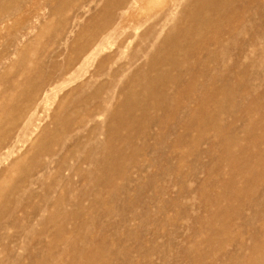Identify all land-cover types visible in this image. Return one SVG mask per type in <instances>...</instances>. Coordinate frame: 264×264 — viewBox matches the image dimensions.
I'll return each mask as SVG.
<instances>
[{
	"label": "rangeland",
	"instance_id": "rangeland-1",
	"mask_svg": "<svg viewBox=\"0 0 264 264\" xmlns=\"http://www.w3.org/2000/svg\"><path fill=\"white\" fill-rule=\"evenodd\" d=\"M111 1L0 0V100L12 85L19 106L33 95L20 121L0 125V264H260L264 30L252 42L245 21L259 17L264 0H235L222 30L214 22L216 36L183 42L194 54H179V72L163 67L150 92L123 87L155 77L147 66L160 40L150 32L176 21L183 31V8L210 0H126L92 34ZM237 32L241 41H232ZM231 67L245 85L225 80ZM132 96L141 105L124 116ZM46 128L68 141L49 157L37 143ZM247 161L256 167L244 170Z\"/></svg>",
	"mask_w": 264,
	"mask_h": 264
},
{
	"label": "bare ground",
	"instance_id": "bare-ground-1",
	"mask_svg": "<svg viewBox=\"0 0 264 264\" xmlns=\"http://www.w3.org/2000/svg\"><path fill=\"white\" fill-rule=\"evenodd\" d=\"M66 1V3L67 4H69L70 3V1H72V0H65ZM207 1V0H206ZM126 2V0H112L111 1V4H109L108 3V5H110V8H108V10H106V12H105V14H104V18L102 19L103 20V22H102V20L100 21V24H99V22H98V24H96L95 26H91L92 27V34H95V33H97L98 31H100L101 29H103L106 25L108 26V24L111 22V20H113V17H114V8L115 9H119V7H122V5L124 4ZM208 2H209V0H208ZM64 3V2H63ZM72 3V2H71ZM62 4V3H61ZM237 4V3H236ZM134 5H136V4H134ZM162 5H165V3L164 4H162ZM161 5V6H162ZM231 5H235V0H229V2L228 3H225L223 0H210V6L209 7H196V8H194V7H192V8H183V10H182V13L186 16V18H187V27L185 28V29H183V31H179L178 30V27H179V25L181 24L180 23V21H176L170 28L168 27V29L165 31V32H163V31H160V32H156V31H154L153 30V32L151 33L150 32V34H152V36L153 35H156L155 37H153L155 40H160V44H158V46L156 47V50H155V52H154V54H153V56L151 57V62H150V64L147 66V70H148V72H152V73H154L155 74V77H153V79H148L147 81H146V83L145 82H143L141 79L138 81L137 80V82H136V84H134V82H131L130 84H128L127 86L125 85V86H123V87H126L125 89H127V87H129V89L130 88H132V86H137V84H138V86H140V85H144V86H147V87H144V89H146V91L147 92H150L149 90H151V88H152V86H156L157 84H159V83H161V81H162V78H163V76H164V71H162V68L163 67H172V69L174 68V69H179V64H178V58H180V53L182 52V53H185V56H186V58L187 57H192V55L194 54V52H193V54H192V50L191 49H189L188 48V50L186 51V49L185 48H183V45H182V43L183 42H188V41H191V40H196V41H202V40H204V42H205V39L206 38H210V37H212L211 35H215L216 36V34H217V31H219L221 28L220 27H222L223 26V24H225V22L227 21V19H224L225 18V16H224V13H225V11L227 10V9H229V7H231ZM188 6V5H187ZM203 6V5H202ZM205 6V5H204ZM186 7V6H185ZM235 9V8H234ZM238 9V8H237ZM110 10V11H109ZM241 10V9H240ZM240 10H238V11H240ZM105 11V10H104ZM208 12V14L210 13L211 14V16H205L204 15V13L205 12ZM228 11H230V10H228ZM234 11H236V13H237V10L235 9ZM255 11V10H254ZM253 11V12H254ZM103 12V11H102ZM252 12V13H253ZM235 13V14H236ZM255 14H257L259 17L257 18V19H254V18H250V19H248V20H246V18L245 19H243L247 24L246 25H248V29H249V31H248V29H247V32H248V36L250 37V39H252V42H256V40H258V38H260L261 37V32L260 31H258L257 30V28L258 27H260V28H262L263 30H264V7L263 8H261L260 10H259V12H254ZM253 13V14H254ZM234 14V15H235ZM253 14H252V16H253ZM166 15H168V14H166ZM238 15H240V14H238ZM165 16V15H164ZM163 16V17H164ZM167 17V16H166ZM234 17V16H233ZM239 17V16H238ZM239 19H241V18H239ZM163 21V20H162ZM166 21V20H165ZM237 21V20H236ZM160 22V21H159ZM214 22H218L219 24H218V26H217V31L215 30V28L214 29H212V24L214 23ZM239 22V21H238ZM245 22H244V25H245ZM243 23V22H242ZM217 24V23H216ZM238 25H241V24H238ZM247 27V26H246ZM150 28V27H149ZM148 28V29H149ZM224 29V28H223ZM238 29V28H237ZM240 29V28H239ZM238 29V30H239ZM90 30V29H89ZM149 30H152V28H150ZM178 30V31H177ZM222 30V29H221ZM236 30V29H235ZM234 30V31H235ZM241 30V29H240ZM245 30V29H244ZM242 31V32H245V31ZM237 31V30H236ZM113 32V31H112ZM222 32V31H221ZM220 32V33H221ZM263 32V31H262ZM235 33V32H234ZM246 33V32H245ZM98 34V33H97ZM150 34H147V33H145L144 35H143V37H142V42H144V41H147L148 40V38L151 36ZM244 34V33H243ZM150 35V36H149ZM228 35V34H227ZM241 34H239L238 32L236 33V35H232L230 38L232 39V41L233 40H236V41H241V36H240ZM93 36V35H92ZM90 37V39L91 38H93V37ZM87 39V38H86ZM85 39V40H86ZM89 40V39H88ZM87 42V41H86ZM203 42V41H202ZM205 44V43H204ZM197 45H198V43H197ZM244 45V44H243ZM203 46V45H202ZM77 47H79V46H77ZM87 47V46H86ZM75 48V47H74ZM83 48H85V47H83ZM203 48V47H202ZM76 49V48H75ZM200 49V48H199ZM217 49V48H216ZM260 49V48H259ZM32 50V49H31ZM77 50L79 51V49L77 48ZM201 50V49H200ZM204 50V49H203ZM74 51V50H73ZM216 51V50H215ZM80 52V51H79ZM74 53H76V52H74ZM214 53V52H213ZM224 53H226V52H224ZM244 53V51L243 50H240L239 52H238V55H240V54H243ZM263 53H264V51H263ZM32 54V53H31ZM77 54V53H76ZM217 54H211V55H209V58L211 59V60H213V58L216 56ZM261 55V54H260ZM75 57V56H74ZM194 57V56H193ZM186 60H188V59H186ZM190 60V59H189ZM182 64V63H181ZM180 64V65H181ZM19 65H20V63H19ZM24 65V64H23ZM202 65V64H201ZM236 65V64H235ZM189 66V65H188ZM196 67H198L197 65H195ZM234 66V65H233ZM190 67V66H189ZM195 67V68H196ZM252 68H253V65L252 64H249L248 66H246V67H244L243 69H244V71L243 72H246L247 73V71H250V70H252ZM144 68L143 67H141L140 68V70L142 71ZM176 69V70H177ZM180 69H181V66H180ZM190 69H191V67H190ZM194 69V68H193ZM199 69V68H198ZM175 70V71H176ZM186 70H188V68L186 69ZM195 70H197V69H195ZM232 70H233V67H231V68H229L228 69V74L225 76V80L227 79H232V78H235L236 79V82H237V84L236 85H238V86H242V85H245L246 84V79L244 80V77H245V74L242 72L240 75H238V76H234V74H232ZM140 71V72H141ZM178 71V70H177ZM190 71V70H189ZM179 72V71H178ZM186 72V71H185ZM264 72V67H262L261 69H260V73H262V74H264L263 73ZM19 73H20V71H19ZM140 74V73H139ZM23 75H26V73L24 72V71H22V73H20V76L22 77ZM141 75V74H140ZM146 76V75H145ZM140 78V77H139ZM133 79V78H132ZM213 79V78H212ZM28 80V79H27ZM215 80H216V78H215ZM29 81V80H28ZM134 81H135V79H134ZM248 81V80H247ZM249 81H250V79H249ZM257 81V77H255L254 78V80H252V84H251V86H249L250 87V93H252L254 96L256 95V87L257 86H259V84L258 85H256V86H254L253 85V83L254 82H256ZM27 82V81H26ZM235 82V83H236ZM28 83V82H27ZM211 84H213V81H208V85H211ZM29 85V84H28ZM115 85V84H114ZM19 86L20 85H12L11 86V88L9 89V92H11V93H9V95H8V97H3V98H5L4 100H0V125H4L5 124V122H3L4 121V119H6V118H8V119H10L11 120V122L12 123H15V122H17V121H20V117H22V113L23 112H25L26 110H27V108H28V106H30L31 104H32V100H33V95H28V96H26L27 98V100L25 101V103L22 105H20L19 106V102H18V99H17V97H18V95H19V93H18V90H19ZM237 86V87H238ZM263 85H262V83H261V85L259 86V87H262ZM112 88V87H111ZM114 88H116V87H114ZM246 88H247V86H246ZM123 89V88H122ZM245 89V88H244ZM257 96V95H256ZM128 100H130V101H127V102H125L124 103V107L125 108H129L128 110H125L124 111V116H129V115H131V110H132V108H136V106H140L141 104L140 103H138L134 98H133V96L132 97H130V99H128ZM208 103V101H206V100H204L203 101V103H202V105H201V107L203 108L204 106H206V104ZM12 104H15L14 106V109H11V110H9L8 111V109L11 107V105ZM161 106V104H155V106H154V108L155 109H158L159 107ZM6 109V110H5ZM36 111V107H34V108H32L31 109V112H35ZM37 112V111H36ZM202 114H204V113H202ZM201 114V115H202ZM198 115H200V114H198ZM200 115V116H201ZM199 116V117H200ZM203 116V115H202ZM201 116V117H202ZM111 117V116H110ZM263 118H264V115L262 116ZM27 118L28 117H26V120H27ZM116 118V117H115ZM115 118H114V120H115ZM207 119V117H206V114H205V117H204V120L202 119V121H205ZM3 120V121H2ZM56 119H54V121H55ZM53 121V122H54ZM62 121V120H61ZM63 121H65V120H63ZM62 121V122H63ZM52 122V123H53ZM56 122V121H55ZM54 122V123H55ZM59 122V121H58ZM9 123V122H8ZM10 124V126H9V129L11 128V123H9ZM69 122L67 121V123L65 122V124H64V126H65V130H70V129H68V128H70L69 127ZM54 125V124H53ZM56 126V125H55ZM202 126V125H201ZM0 127H2V126H0ZM203 127H205V126H203ZM49 129V128H48ZM48 129L46 128L44 131H41V136H40V138L38 139V141H37V143L39 142H42L41 144H43V143H45L46 145H47V147H46V152H47V154H46V156H50V155H52L53 154V148L54 147H56V146H60V147H65L66 146V144L68 143V141H66V140H64V141H62L60 144H59V142H56V140H55V138L52 136V137H49V135H50V132H48ZM50 130V129H49ZM64 130V131H65ZM202 131H204L203 130V128H202ZM9 132V130L6 132V133H8ZM65 133H67V132H65ZM117 133V132H116ZM115 133V134H116ZM9 134V133H8ZM6 135V134H5ZM3 138V137H2ZM1 140L2 139H0V142H1ZM36 144V143H35ZM260 145H264V138L262 137V139L260 140V143H259ZM38 146V145H37ZM34 147V146H33ZM32 147V148H33ZM36 148H38V147H36ZM105 148V147H104ZM104 148H102V152H103V155H106V153H107V156H108V152L109 151H107L106 150V148H105V150H104ZM90 150V148L87 150V153L89 154H91V151H89ZM119 151V150H118ZM121 153V151H119V154ZM109 155H110V153H109ZM106 156V157H107ZM52 157V156H51ZM105 157V158H106ZM258 158H259V161H258V163H257V165H260V166H262V167H264V150H263V152L261 153V155L260 156H258ZM22 160V159H21ZM108 161H110L109 159H107ZM86 163L89 165V166H91L93 169H89L88 170V172H87V175H88V178L90 179V182H99L100 180L98 179V178H96L95 176H94V171H95V169L98 167V165L99 164H97L95 161H93L92 160V158H90V159H88L87 161H86ZM104 165L106 164H108L107 162H104L103 163ZM20 166V163L19 162H16V163H14L13 165H12V167H10V168H12V169H16L17 167H19ZM256 166H255V163H252L251 161H247L246 162V164H245V166H244V170H249V171H251L253 168H255ZM253 178H256V176L254 175V176H252V178L251 179H253ZM250 179V178H249ZM85 180V179H84ZM88 180V179H87ZM257 180V179H256ZM251 182V181H250ZM255 254H256V256H257V262L259 263L260 262V264H261V262L263 261V259H264V246H262V248H261V250H257V251H255Z\"/></svg>",
	"mask_w": 264,
	"mask_h": 264
}]
</instances>
